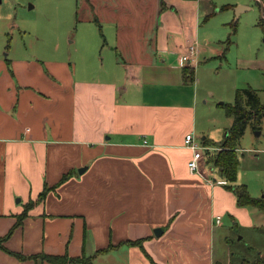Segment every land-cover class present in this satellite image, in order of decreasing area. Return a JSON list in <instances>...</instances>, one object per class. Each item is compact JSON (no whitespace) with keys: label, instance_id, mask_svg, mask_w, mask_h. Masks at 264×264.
Returning <instances> with one entry per match:
<instances>
[{"label":"crops","instance_id":"0c3cea01","mask_svg":"<svg viewBox=\"0 0 264 264\" xmlns=\"http://www.w3.org/2000/svg\"><path fill=\"white\" fill-rule=\"evenodd\" d=\"M86 1L99 27L105 16L114 28L112 35L101 33L106 48L100 52L96 39L84 34L69 56L59 45L44 57L6 52V32L0 31V264H51L21 260L5 249L25 256H90L109 244L115 247L94 259L228 263L215 257L217 228L237 221L251 226L258 209L237 205L204 154L203 174L191 173V151L184 143L192 133L216 150L204 139L219 142L227 136L229 126L222 136L197 139L198 79L187 86L182 77L184 66L194 68L217 52L206 40L198 44L201 21L215 5L211 0ZM253 1L262 5L264 18V0ZM248 2L234 0L232 6H243L242 12L252 8ZM191 42L196 54L184 62ZM260 152L255 160L261 163L264 197V149ZM138 239L140 244L123 243Z\"/></svg>","mask_w":264,"mask_h":264},{"label":"rangeland","instance_id":"374dc122","mask_svg":"<svg viewBox=\"0 0 264 264\" xmlns=\"http://www.w3.org/2000/svg\"><path fill=\"white\" fill-rule=\"evenodd\" d=\"M77 1L78 6L75 0H0V31L6 32L5 51L18 49L27 56L44 57L51 47L59 45L69 56L79 43L80 34L95 38L98 52L102 47L106 48L101 45V36L114 34L109 18L101 16L99 27L93 20L97 13L91 11V5L86 0ZM211 1L215 7L208 20L201 21L198 44L203 45L206 40L217 52L194 63V78L198 79L199 85L194 104L199 140L207 133L213 139L222 136L224 129L230 126L231 118L225 115L222 104L232 103L238 90L252 88L264 103V32L258 25L262 18L259 6L249 0L252 8L236 16L235 6H232L234 0ZM227 4L229 8L220 10L219 7ZM93 5L97 9L96 4ZM233 21L237 22L234 32ZM145 27L148 30L151 25ZM92 74H98V71ZM237 146L236 183L248 184L253 196L260 197L263 195L259 192L262 187L261 163L255 158L264 149V115L260 118L259 129L254 130L250 122L247 124ZM251 216V226L237 221L236 225L225 224L217 228L215 257L228 262L219 264H237L243 259L253 262L264 253V214L258 210ZM86 253H91L87 247ZM103 258L101 262L93 259L92 264H109L108 259Z\"/></svg>","mask_w":264,"mask_h":264},{"label":"trees","instance_id":"16d2710c","mask_svg":"<svg viewBox=\"0 0 264 264\" xmlns=\"http://www.w3.org/2000/svg\"><path fill=\"white\" fill-rule=\"evenodd\" d=\"M259 6L262 7L261 4H259ZM236 23V21L232 22L233 32L236 29ZM258 25L264 32L263 17L258 21ZM182 77L184 82H192L194 80V68L189 65L184 66L182 68ZM222 108L224 109L225 115L231 118V125L227 129V136L224 140L219 142H211L208 139H204V145L210 144L217 147L216 150H204L203 154L205 157V162L211 167H215L220 173V176L227 182L225 186L234 193L238 206L255 207L264 214V197L251 196L244 183H236L237 169L239 164L236 153L238 148V140L244 133L249 122L251 123L254 130L259 129L260 118L264 115V103L260 101L256 90L252 88H245L241 91L238 90L236 92L235 98L232 103H223ZM64 179L65 177H62L61 181ZM46 192L47 187L45 186L39 193L38 199L42 200ZM28 206H30V204L27 205V208ZM25 215L26 211L17 217L15 227L21 223ZM10 231H12V229ZM10 231L8 234H10ZM123 243L140 244L141 239L126 241ZM114 247L115 245L109 244L105 248L96 250L94 254L90 256H86L84 254L80 256H69L66 253L62 255L39 253L35 255L25 256L20 253L9 251L7 249L5 250L9 254L14 255L21 260L25 258H39L40 260L47 261L51 264H92V260L95 256L108 252ZM261 262H264L263 254H259V256H257V259L253 262H249L243 259L237 264H261Z\"/></svg>","mask_w":264,"mask_h":264},{"label":"built area","instance_id":"2783aa9c","mask_svg":"<svg viewBox=\"0 0 264 264\" xmlns=\"http://www.w3.org/2000/svg\"><path fill=\"white\" fill-rule=\"evenodd\" d=\"M197 51L196 42L188 44V50L181 56V60L184 62H190ZM185 146L190 149L191 157L187 162L188 170L191 173L203 174V152L207 147L199 143L193 136L192 133H188L184 138ZM216 222H219V216L216 217Z\"/></svg>","mask_w":264,"mask_h":264},{"label":"water","instance_id":"95a60500","mask_svg":"<svg viewBox=\"0 0 264 264\" xmlns=\"http://www.w3.org/2000/svg\"><path fill=\"white\" fill-rule=\"evenodd\" d=\"M242 9H244L243 6H240V5L235 6V7H234V13H235V15L237 16V15L241 12ZM256 134H259V132L257 131ZM82 169H83V168H82ZM82 169L79 170V171H82ZM162 231H163V228H161V227H159V228H155V229H154V233H155V235H157V236L160 235V234L162 233Z\"/></svg>","mask_w":264,"mask_h":264}]
</instances>
